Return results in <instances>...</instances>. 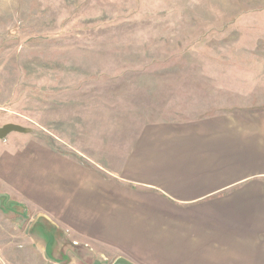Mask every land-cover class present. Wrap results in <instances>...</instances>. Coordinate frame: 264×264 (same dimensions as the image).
Instances as JSON below:
<instances>
[{"label":"rangeland","instance_id":"374dc122","mask_svg":"<svg viewBox=\"0 0 264 264\" xmlns=\"http://www.w3.org/2000/svg\"><path fill=\"white\" fill-rule=\"evenodd\" d=\"M264 108V0H0V128L99 159L150 122ZM20 205L0 264H48Z\"/></svg>","mask_w":264,"mask_h":264},{"label":"crops","instance_id":"0c3cea01","mask_svg":"<svg viewBox=\"0 0 264 264\" xmlns=\"http://www.w3.org/2000/svg\"><path fill=\"white\" fill-rule=\"evenodd\" d=\"M0 194L48 264H264V108L150 122L114 162L14 132Z\"/></svg>","mask_w":264,"mask_h":264},{"label":"water","instance_id":"95a60500","mask_svg":"<svg viewBox=\"0 0 264 264\" xmlns=\"http://www.w3.org/2000/svg\"><path fill=\"white\" fill-rule=\"evenodd\" d=\"M14 132L29 133L30 130L20 125H17V124H11V123L6 124L0 128V139H4L5 137H7V135L14 133ZM12 205H14L13 201L7 199L5 195L0 194V209L7 210ZM113 264H133V263L124 257H119L113 262Z\"/></svg>","mask_w":264,"mask_h":264}]
</instances>
